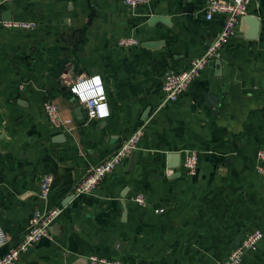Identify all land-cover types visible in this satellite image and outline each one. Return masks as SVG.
<instances>
[{
    "label": "crops",
    "instance_id": "0c3cea01",
    "mask_svg": "<svg viewBox=\"0 0 264 264\" xmlns=\"http://www.w3.org/2000/svg\"><path fill=\"white\" fill-rule=\"evenodd\" d=\"M122 1L0 0V224L8 237L0 254L24 235L34 206L62 208L19 264H73L92 254L127 264H217L236 241L264 228V174L255 169L264 147V0H250L252 18L163 106L164 71L201 55L224 16L207 19V0H149L137 9ZM9 13L35 27L5 29ZM157 15L167 22L150 20ZM129 35L139 45H116ZM92 75L102 80L109 114L87 120L69 88ZM46 100L72 120L61 142L54 136L63 131L46 120ZM140 126L132 161L92 193L74 195L87 170ZM184 149L198 153L193 175L180 159L170 166L169 156ZM44 173L54 182L41 200ZM138 192L144 207L133 200ZM241 264H264V239Z\"/></svg>",
    "mask_w": 264,
    "mask_h": 264
},
{
    "label": "built area",
    "instance_id": "2783aa9c",
    "mask_svg": "<svg viewBox=\"0 0 264 264\" xmlns=\"http://www.w3.org/2000/svg\"><path fill=\"white\" fill-rule=\"evenodd\" d=\"M8 2L10 0H7ZM149 0H123L122 3L129 9H137L146 5ZM250 0H207L205 4V17L211 19L215 14L224 16L220 32L207 45L203 53L190 60L188 65L182 69L169 67L163 73L161 84L162 98L160 106L176 101L180 94L194 81L205 68L207 62L218 58L226 41L237 33L240 18L247 14ZM5 29L12 31L29 30L35 27L32 21L12 18L1 20ZM116 45L122 48L135 47L139 40L133 36H121L116 40ZM75 98L84 105L86 119H101L106 117L108 112L107 96L104 85L99 75L78 77L69 88ZM43 110L46 120L52 128L69 132L73 129L72 120L63 118L59 114L58 106L49 100L43 102ZM143 134V126L135 129L122 143L106 158L99 163L92 165L85 176L78 181L72 192L76 196L92 193L100 182L112 174L116 168L129 158L132 151L137 148L138 141ZM256 171L264 174V147H259L255 152ZM180 166L189 174H195L198 166V153L196 150L184 149L180 155ZM54 177L51 173H44L38 184L37 196L45 200L52 188ZM134 202L144 207L146 195L138 192L133 196ZM61 206L50 208L34 206L30 212L29 225L24 235L15 244L0 254V264H19L21 256L28 252L41 238L49 235V228L54 220L61 213ZM156 209L155 212H162ZM264 239V228L254 229L240 239V241L229 251L227 256L217 264H241L242 257L247 250L257 248L258 242ZM8 237L0 224V247L7 243ZM89 264H127L118 258H111L92 254L86 258Z\"/></svg>",
    "mask_w": 264,
    "mask_h": 264
},
{
    "label": "water",
    "instance_id": "95a60500",
    "mask_svg": "<svg viewBox=\"0 0 264 264\" xmlns=\"http://www.w3.org/2000/svg\"><path fill=\"white\" fill-rule=\"evenodd\" d=\"M246 18H252V16L249 15V14H246V15L242 16V17L240 18V21H239V25H238V27L242 25L243 20L246 19ZM2 19H3V20H10V19H12L11 13H9L8 15H4ZM150 20L153 21V22H156V21H161V22H163V23H164V22H167V18H166V17H164V16H158V15H157V16H153V17H151ZM144 45H145L146 47H150V48H151V47H154V46L156 45V43L148 42V43H144ZM149 110H150V109H147V113L149 112ZM143 119H144V118H143ZM64 136H65V135H64V132H61V133H59V134H56V136H54V137H55L54 139H55V141H57V142H61V141H63V139L65 138ZM173 154H174V153H173ZM173 154H171V155L169 156V159L171 160V162H170V166H171V167L178 166V164H179V159H180V155H179V154H176V155H173ZM133 157H134V151H132L131 154H130V156H129V161H130V162L132 161ZM236 242L238 243L239 241H236ZM237 243H235V245H236ZM118 244H120V243H117L116 245H118ZM235 245H234V246H235ZM30 248H31V247H30ZM86 262H87L86 258L79 257V258L76 259V261H75L73 264H86Z\"/></svg>",
    "mask_w": 264,
    "mask_h": 264
}]
</instances>
